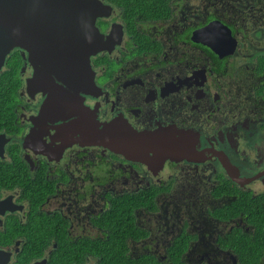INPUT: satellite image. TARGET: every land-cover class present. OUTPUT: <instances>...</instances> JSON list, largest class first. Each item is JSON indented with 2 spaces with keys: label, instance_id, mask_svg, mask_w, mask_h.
I'll return each instance as SVG.
<instances>
[{
  "label": "flooded vegetation",
  "instance_id": "af4514ba",
  "mask_svg": "<svg viewBox=\"0 0 264 264\" xmlns=\"http://www.w3.org/2000/svg\"><path fill=\"white\" fill-rule=\"evenodd\" d=\"M70 1L0 90L6 264H264V0Z\"/></svg>",
  "mask_w": 264,
  "mask_h": 264
},
{
  "label": "water",
  "instance_id": "95a60500",
  "mask_svg": "<svg viewBox=\"0 0 264 264\" xmlns=\"http://www.w3.org/2000/svg\"><path fill=\"white\" fill-rule=\"evenodd\" d=\"M70 0H0V69L6 56L12 48L31 41L35 34L30 30L37 24H43L46 14L64 12L70 6ZM51 21H56L54 16ZM94 18L90 19V24ZM93 45H89V54L94 52ZM10 259V252L0 249V264H6ZM31 264H42L35 261Z\"/></svg>",
  "mask_w": 264,
  "mask_h": 264
},
{
  "label": "trees",
  "instance_id": "16d2710c",
  "mask_svg": "<svg viewBox=\"0 0 264 264\" xmlns=\"http://www.w3.org/2000/svg\"><path fill=\"white\" fill-rule=\"evenodd\" d=\"M6 62L8 63V67L3 71L2 75H0V90L1 89H9L12 86V81L14 82L15 79V73H16V65H17V58L15 53H10L6 57ZM95 254H101L103 255V261L100 260L99 264H130V260L125 259L123 256V253H121L122 256H118V247L117 246H110V245H101L97 247L89 246V249L93 250ZM123 248V247H121ZM27 251L32 250L33 247H25ZM32 256L36 254H30ZM37 256V255H36ZM20 256H17V262L19 261ZM27 261L22 259L19 261L21 264L25 263ZM131 264H156L152 263L147 259H136V261H133ZM169 264H181L178 260H174ZM246 264H260L259 261L256 260H249Z\"/></svg>",
  "mask_w": 264,
  "mask_h": 264
}]
</instances>
